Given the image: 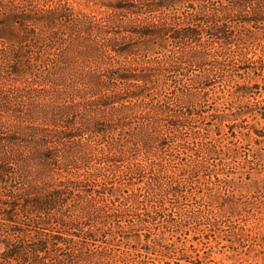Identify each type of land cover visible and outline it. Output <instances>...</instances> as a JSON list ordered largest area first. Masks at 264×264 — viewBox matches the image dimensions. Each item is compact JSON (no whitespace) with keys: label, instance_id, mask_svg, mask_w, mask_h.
<instances>
[{"label":"trees","instance_id":"obj_1","mask_svg":"<svg viewBox=\"0 0 264 264\" xmlns=\"http://www.w3.org/2000/svg\"><path fill=\"white\" fill-rule=\"evenodd\" d=\"M96 5L102 9L93 13L65 0H0V238L8 242L0 258L7 262L140 264L110 254L111 241L126 226L151 224L157 212L198 213L178 202L220 148L188 122L197 113L191 106L234 58L250 61L245 43L264 41V0ZM238 25L253 29L239 33ZM259 49L264 69V44ZM192 65L197 72L186 71ZM41 91L39 103L27 96ZM122 176L138 180L108 191L105 183ZM259 245L264 256V235Z\"/></svg>","mask_w":264,"mask_h":264},{"label":"rangeland","instance_id":"obj_2","mask_svg":"<svg viewBox=\"0 0 264 264\" xmlns=\"http://www.w3.org/2000/svg\"><path fill=\"white\" fill-rule=\"evenodd\" d=\"M65 1L83 12L94 13L102 9H98L97 0ZM237 28L239 33L253 29L249 25H238ZM131 41L139 43L138 39ZM263 44V40L258 44L245 43L243 49L250 61L234 58L232 65L228 64L223 73L212 79L214 82L209 86L206 99L191 106L197 113L188 122L202 136L216 140L220 148L208 158L209 169L198 172L194 183L184 187L185 196L178 202L182 207L187 204L197 206L198 213L190 219L186 218L188 213L170 208L153 214L152 223L147 226H126L124 236L111 241L110 254L128 253L140 264L264 263L259 245L264 235V118L259 114L264 112V69L255 60L261 54L259 48ZM68 69L79 73V66L75 64ZM186 71L197 72V66H186ZM19 81L23 79L19 78ZM241 85L248 89L247 93L236 91ZM42 92L27 96L34 97V103H39ZM23 101L26 98L21 97L12 107L22 108ZM241 109L244 112L240 113ZM122 177L108 180L105 183L108 191L116 186L119 192L129 190L136 183L131 186L127 182L138 180L137 177L131 180ZM210 193L211 200L208 199ZM126 219L132 220L129 216ZM165 219L179 224L171 227L162 222ZM2 224L0 219V229ZM0 239L1 255L6 240ZM32 241L27 242L30 245ZM29 259L31 261L32 257ZM0 264L21 263L0 258ZM22 264H28V261Z\"/></svg>","mask_w":264,"mask_h":264}]
</instances>
